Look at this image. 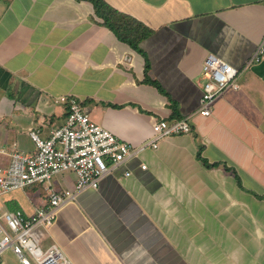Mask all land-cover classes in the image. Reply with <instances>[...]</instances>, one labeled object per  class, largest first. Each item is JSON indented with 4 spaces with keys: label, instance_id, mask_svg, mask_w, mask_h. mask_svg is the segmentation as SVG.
<instances>
[{
    "label": "crops",
    "instance_id": "obj_1",
    "mask_svg": "<svg viewBox=\"0 0 264 264\" xmlns=\"http://www.w3.org/2000/svg\"><path fill=\"white\" fill-rule=\"evenodd\" d=\"M105 1L153 31L143 52L120 40L90 0H0V165L14 150L34 152L32 128L46 137L65 123L63 95L137 146L159 118H188L194 132L161 139L97 190L80 192L44 244L60 245L74 264H264V59L246 65L264 40V0ZM210 53L239 68L240 88L204 116ZM52 184L73 189L76 174H56ZM47 200L38 183L3 193L0 218L31 216ZM0 264L24 263L6 249Z\"/></svg>",
    "mask_w": 264,
    "mask_h": 264
},
{
    "label": "built area",
    "instance_id": "obj_2",
    "mask_svg": "<svg viewBox=\"0 0 264 264\" xmlns=\"http://www.w3.org/2000/svg\"><path fill=\"white\" fill-rule=\"evenodd\" d=\"M264 59V40L258 44L247 61V66ZM206 77L200 98L199 113L208 116L212 105L226 90L240 88V70L225 59L210 53L202 65ZM57 101L66 106V121L51 129L43 137L39 128L29 131L35 143L32 153L14 150L7 166L0 165V195L33 184H43L48 194L46 204L27 216L23 211H7L0 218L1 254L11 249L24 264H74L63 248L52 243L44 244L58 211L76 200L86 189L99 188L102 179L116 168L139 157L146 148H157L161 139L192 134L193 125L188 118L156 119L152 126L153 136L140 146L131 144L113 131L91 119L83 101L74 95H63ZM142 169L147 164L140 162ZM72 171L76 174L73 189L56 190L52 179L56 174ZM127 176L131 171H126ZM29 253L34 260H30Z\"/></svg>",
    "mask_w": 264,
    "mask_h": 264
},
{
    "label": "trees",
    "instance_id": "obj_3",
    "mask_svg": "<svg viewBox=\"0 0 264 264\" xmlns=\"http://www.w3.org/2000/svg\"><path fill=\"white\" fill-rule=\"evenodd\" d=\"M93 2L97 14L103 18L104 24L109 27L112 31L116 33L120 40L127 42L130 46L136 49L139 52H143L140 47V43L143 39L152 34V30L145 26L142 22L137 19L120 12L119 10L110 6L105 0H90ZM149 69V62L146 65V74ZM151 84L157 86L160 91L166 95H168L165 89L161 86V84L156 81L146 78ZM169 96V95H168ZM170 102L173 108V111L177 113L179 110L178 103H176L170 97ZM170 120L174 119H182L179 117L169 118ZM201 157V155L199 154Z\"/></svg>",
    "mask_w": 264,
    "mask_h": 264
},
{
    "label": "rangeland",
    "instance_id": "obj_4",
    "mask_svg": "<svg viewBox=\"0 0 264 264\" xmlns=\"http://www.w3.org/2000/svg\"><path fill=\"white\" fill-rule=\"evenodd\" d=\"M90 115V114H89ZM92 119V118H91ZM93 120V119H92ZM64 172H71V171H64ZM62 173V172H61ZM27 257L30 259V260H34L33 257L29 254V253H26Z\"/></svg>",
    "mask_w": 264,
    "mask_h": 264
}]
</instances>
